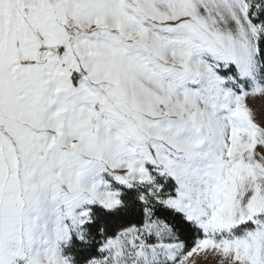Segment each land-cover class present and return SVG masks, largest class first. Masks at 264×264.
Here are the masks:
<instances>
[{
	"label": "snow or ice",
	"instance_id": "1",
	"mask_svg": "<svg viewBox=\"0 0 264 264\" xmlns=\"http://www.w3.org/2000/svg\"><path fill=\"white\" fill-rule=\"evenodd\" d=\"M264 264V0H0V264Z\"/></svg>",
	"mask_w": 264,
	"mask_h": 264
},
{
	"label": "rangeland",
	"instance_id": "2",
	"mask_svg": "<svg viewBox=\"0 0 264 264\" xmlns=\"http://www.w3.org/2000/svg\"><path fill=\"white\" fill-rule=\"evenodd\" d=\"M213 264H215V262H213Z\"/></svg>",
	"mask_w": 264,
	"mask_h": 264
}]
</instances>
